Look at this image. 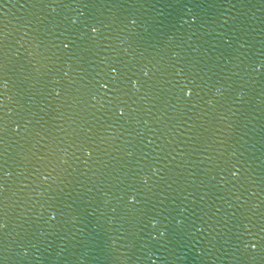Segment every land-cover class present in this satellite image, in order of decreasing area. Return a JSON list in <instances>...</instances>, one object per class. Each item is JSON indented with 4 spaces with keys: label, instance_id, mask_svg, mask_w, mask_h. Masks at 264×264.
Returning a JSON list of instances; mask_svg holds the SVG:
<instances>
[{
    "label": "water",
    "instance_id": "95a60500",
    "mask_svg": "<svg viewBox=\"0 0 264 264\" xmlns=\"http://www.w3.org/2000/svg\"><path fill=\"white\" fill-rule=\"evenodd\" d=\"M0 264H264V0H0Z\"/></svg>",
    "mask_w": 264,
    "mask_h": 264
}]
</instances>
